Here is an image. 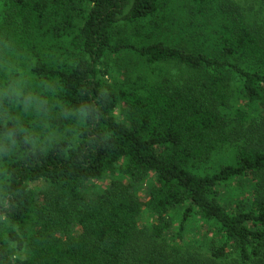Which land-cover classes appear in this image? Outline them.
Instances as JSON below:
<instances>
[{
  "label": "trees",
  "instance_id": "obj_1",
  "mask_svg": "<svg viewBox=\"0 0 264 264\" xmlns=\"http://www.w3.org/2000/svg\"><path fill=\"white\" fill-rule=\"evenodd\" d=\"M117 55L151 76L110 82ZM0 264H264L262 31L226 0H0Z\"/></svg>",
  "mask_w": 264,
  "mask_h": 264
},
{
  "label": "rangeland",
  "instance_id": "obj_2",
  "mask_svg": "<svg viewBox=\"0 0 264 264\" xmlns=\"http://www.w3.org/2000/svg\"><path fill=\"white\" fill-rule=\"evenodd\" d=\"M226 1H229V3L238 7L240 11L242 12V14L245 16V18L251 23V25H255L258 29L262 31V34L264 35V0H226ZM180 12L181 11L179 10H173V11L168 12V15L175 16L179 14ZM158 34L155 37H152V38L149 37L150 40H153L154 38L159 37ZM167 36L168 37L173 36L175 37V39H179L185 42V36L179 38V36L177 35L175 36L171 31H168L166 34L160 37L162 38V37H167ZM105 63L106 65L110 67V72L112 76L107 75V78L108 80H110V82H112L113 80H116L117 78L121 80L124 79L125 81H127V77L130 78L132 82H134L135 80L141 77L145 78L147 76H151L149 73L146 72V68L143 65V63L134 56H130V55L121 56V57H119V55L112 56L109 59V62H105ZM177 69L178 70H176L174 66H165L162 70L163 71L162 76H164L165 73H168V72L177 73V71H179V68L177 67ZM154 76L155 75H153L152 77ZM115 116H117L118 118L120 117L119 110L115 112ZM119 175H117L116 177H119ZM109 181L110 179L106 178V179L92 183V185L87 188L88 194L98 193V191L99 192L103 191L106 188V186L109 184ZM152 183H153V177L152 175H149L145 180L134 185L135 193L140 198L146 199L149 187L151 186ZM27 186L34 192L39 193L45 188L46 182L43 179H39L35 182H28ZM234 191L236 190L232 186H226V187L223 186L220 189L219 201L222 203H226V202L234 203L235 200L232 195ZM241 192L242 191H240V193ZM248 196H249L248 189L247 191H245V193L239 195V197L241 198L245 197V199L248 198ZM179 213H180L179 209H174L170 211L169 213L171 225L167 233L168 235L167 238L170 240L173 236L177 234ZM155 221L156 220H155L154 215L150 211H146V210L142 213V216L139 219V223L141 227L145 224H153ZM196 222L199 225H201L200 222L198 221ZM201 228L202 226L196 228L194 223L188 224L185 229L184 241L198 239L202 233Z\"/></svg>",
  "mask_w": 264,
  "mask_h": 264
}]
</instances>
